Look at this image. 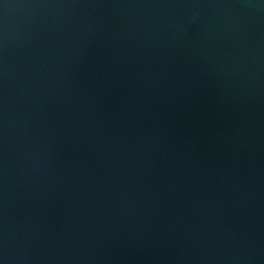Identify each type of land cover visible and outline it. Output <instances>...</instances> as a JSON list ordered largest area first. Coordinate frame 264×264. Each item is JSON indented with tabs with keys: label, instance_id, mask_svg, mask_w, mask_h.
<instances>
[{
	"label": "water",
	"instance_id": "95a60500",
	"mask_svg": "<svg viewBox=\"0 0 264 264\" xmlns=\"http://www.w3.org/2000/svg\"><path fill=\"white\" fill-rule=\"evenodd\" d=\"M0 264H264V0H0Z\"/></svg>",
	"mask_w": 264,
	"mask_h": 264
}]
</instances>
